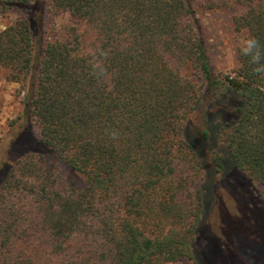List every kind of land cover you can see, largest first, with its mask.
Masks as SVG:
<instances>
[{"label": "trees", "instance_id": "obj_1", "mask_svg": "<svg viewBox=\"0 0 264 264\" xmlns=\"http://www.w3.org/2000/svg\"><path fill=\"white\" fill-rule=\"evenodd\" d=\"M219 10L264 53V0H0L17 16L0 68L24 97L0 137V264H217L205 168L264 203V74L241 48L214 71L201 14ZM226 225L236 264H264V230Z\"/></svg>", "mask_w": 264, "mask_h": 264}, {"label": "rangeland", "instance_id": "obj_2", "mask_svg": "<svg viewBox=\"0 0 264 264\" xmlns=\"http://www.w3.org/2000/svg\"><path fill=\"white\" fill-rule=\"evenodd\" d=\"M14 14L0 15V30L7 27L16 20ZM71 22V15L64 13L55 15L47 11L45 15V26L61 28ZM203 35L207 47L211 66L216 73H230L237 67V53L242 46V41L248 38L246 31H237L232 22V13L226 11H211L201 14ZM6 71L0 68V137L7 138L14 121L23 109V95L19 94L18 86L6 80ZM199 116L195 117V123L199 124ZM190 139L197 136L195 128L188 129ZM3 157L0 156V162ZM47 165L51 168H59L66 182H73L78 188H83L85 178L79 172L61 163L55 156L47 154ZM220 176L214 173L211 167L205 168L202 185L218 189L219 201L212 202L208 217V226L214 243L217 246L220 257L217 264H236L232 251H229L228 237L226 235L227 221L234 217L239 221L254 223L257 231L264 230V203L249 204L245 194H241L238 202L235 189L229 187V183L220 182ZM213 185V186H212ZM241 205V206H240ZM240 206V209L238 207ZM245 219V220H244ZM238 225V222H237ZM238 228L237 226H235ZM222 256V257H221ZM168 264H192L190 261L168 263Z\"/></svg>", "mask_w": 264, "mask_h": 264}, {"label": "clouds", "instance_id": "obj_3", "mask_svg": "<svg viewBox=\"0 0 264 264\" xmlns=\"http://www.w3.org/2000/svg\"><path fill=\"white\" fill-rule=\"evenodd\" d=\"M241 52L251 58V64L254 65L252 71L258 75L264 74V53L259 40L255 37H249L242 41ZM98 71H103L100 65H96Z\"/></svg>", "mask_w": 264, "mask_h": 264}]
</instances>
